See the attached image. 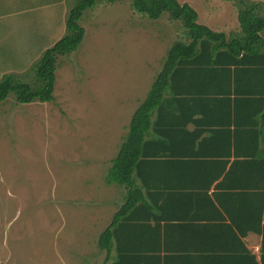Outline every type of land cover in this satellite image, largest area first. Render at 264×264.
<instances>
[{
	"label": "rangeland",
	"instance_id": "rangeland-1",
	"mask_svg": "<svg viewBox=\"0 0 264 264\" xmlns=\"http://www.w3.org/2000/svg\"><path fill=\"white\" fill-rule=\"evenodd\" d=\"M76 1L0 0V78L33 83ZM179 1L210 27L239 23L233 1ZM81 24L80 47L58 58L52 101L0 103V264H91L120 201L108 169L169 48L186 39L181 21L151 19L130 1L102 0Z\"/></svg>",
	"mask_w": 264,
	"mask_h": 264
},
{
	"label": "crops",
	"instance_id": "crops-1",
	"mask_svg": "<svg viewBox=\"0 0 264 264\" xmlns=\"http://www.w3.org/2000/svg\"><path fill=\"white\" fill-rule=\"evenodd\" d=\"M215 24L209 27L227 35L240 30V22ZM255 81L253 88L264 91V76ZM190 85L195 91L203 85L222 90L228 82ZM194 104L185 113L189 122L173 136V154L144 162L138 170L136 217L118 229L108 264H262L264 121L254 110L263 112L264 100L209 98ZM119 188L114 214L127 200V189ZM112 220L96 232L91 264H105L107 251L99 238ZM118 248L122 257H116Z\"/></svg>",
	"mask_w": 264,
	"mask_h": 264
},
{
	"label": "trees",
	"instance_id": "trees-1",
	"mask_svg": "<svg viewBox=\"0 0 264 264\" xmlns=\"http://www.w3.org/2000/svg\"><path fill=\"white\" fill-rule=\"evenodd\" d=\"M100 1H76L67 18L65 34L44 51L36 66L33 83L23 81L14 72L5 73L0 78V103L11 94L19 104L50 102L54 99L58 58L80 47L86 34L81 20L85 12ZM105 1H130L135 11L155 20L167 12L171 19L181 21L186 34L185 40H178L169 48L163 67L133 113L128 133L106 174L108 184L123 186L128 191L126 203L116 211L112 222L99 238L100 248L107 251L105 264H108L118 229L122 225L127 226L136 217V204L140 201H136L135 195L141 192V187L136 183L138 170L144 162L165 158L167 153L173 154V136L189 122L185 114L187 109L194 108L195 101L209 98L264 100V91L260 90L263 87L253 88L255 80L264 76V1L225 0L236 4L240 22V30L229 35L199 23L197 10L179 0ZM194 80L201 86L214 81L228 82V86L222 90H208L203 85L201 90L195 91L190 85ZM185 81H189V84ZM257 111L254 110L257 120L264 121V111ZM176 112H179L177 116ZM192 112L194 117L195 110ZM175 117H178V121ZM200 132L196 131L198 134H195L197 137L193 138L194 141L198 140ZM120 250L122 248H118L116 257H122ZM262 253L264 264V246Z\"/></svg>",
	"mask_w": 264,
	"mask_h": 264
}]
</instances>
